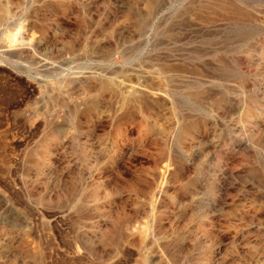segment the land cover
<instances>
[{
	"label": "rangeland",
	"instance_id": "374dc122",
	"mask_svg": "<svg viewBox=\"0 0 264 264\" xmlns=\"http://www.w3.org/2000/svg\"><path fill=\"white\" fill-rule=\"evenodd\" d=\"M0 264H264V0H0Z\"/></svg>",
	"mask_w": 264,
	"mask_h": 264
},
{
	"label": "bare ground",
	"instance_id": "6f19581e",
	"mask_svg": "<svg viewBox=\"0 0 264 264\" xmlns=\"http://www.w3.org/2000/svg\"><path fill=\"white\" fill-rule=\"evenodd\" d=\"M129 88H130L129 90H130L131 92H132V91H133V92L135 91V89H133L134 87L131 86V87H129ZM136 92H137V90H136Z\"/></svg>",
	"mask_w": 264,
	"mask_h": 264
}]
</instances>
